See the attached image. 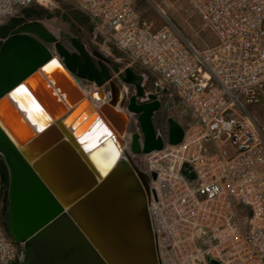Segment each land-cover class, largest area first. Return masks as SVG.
I'll return each mask as SVG.
<instances>
[{"label": "built area", "instance_id": "obj_1", "mask_svg": "<svg viewBox=\"0 0 264 264\" xmlns=\"http://www.w3.org/2000/svg\"><path fill=\"white\" fill-rule=\"evenodd\" d=\"M65 2L188 112L182 141L134 155L149 181L158 264H264V0H184L215 39L199 47L164 16L155 29L137 0H0V26L22 9ZM233 160H226V146ZM137 158H139L137 160ZM21 247L0 222V264Z\"/></svg>", "mask_w": 264, "mask_h": 264}, {"label": "water", "instance_id": "obj_2", "mask_svg": "<svg viewBox=\"0 0 264 264\" xmlns=\"http://www.w3.org/2000/svg\"><path fill=\"white\" fill-rule=\"evenodd\" d=\"M53 61L61 74L45 71ZM110 64L75 37L65 46L39 21L19 24L1 40L0 156L7 230L23 251L21 264H158L148 213L154 174L133 164L124 139L136 115L130 152L163 148L153 123L160 87L146 94L143 75ZM81 81L98 90L86 95ZM123 86L134 92L127 96ZM21 87L28 94L14 96ZM33 101L43 115L33 111L30 118ZM166 124V143H180L181 124L170 116ZM110 140L123 145V154L99 167L95 158Z\"/></svg>", "mask_w": 264, "mask_h": 264}, {"label": "rangeland", "instance_id": "obj_3", "mask_svg": "<svg viewBox=\"0 0 264 264\" xmlns=\"http://www.w3.org/2000/svg\"><path fill=\"white\" fill-rule=\"evenodd\" d=\"M29 8H32L30 13L31 15L29 17H27L22 11L14 17L23 19L24 22H41L66 46L69 45L70 37L77 38L83 43L89 52L97 51L104 54L105 57L111 61L110 67L114 68L118 65L119 72H122L124 68L129 67L137 74L143 75L144 80L142 85L146 94L155 93V89L158 85L154 79L148 73L138 69L137 67L130 66L122 54L111 44L107 43L94 30L90 20L82 12L76 10L65 2L59 1H55L47 7L32 5L24 9ZM135 9L142 18L151 22L153 28L155 29L159 28L163 23L164 16L161 14L160 10L163 11L164 15L175 22L182 30L183 34L199 47L213 45L216 42L214 36L209 31L202 28L200 20L190 10L184 0H137L135 3ZM14 25L9 26L10 28L7 32L14 27ZM113 77L117 78V74L113 73ZM123 89L127 96H130L134 92V89L131 86H123ZM157 99L161 103V108L154 114L153 118L156 130L166 134V118L169 116L173 117L181 125H184L188 121V112L181 106L173 95L169 94L168 91L160 87ZM127 132L129 137L133 133H139L136 115H130ZM226 150L227 157H233L232 148L229 145L226 146ZM138 159L139 158H137V160ZM3 192L4 188L0 184V216L2 220L6 221L7 210H5L6 204L2 198Z\"/></svg>", "mask_w": 264, "mask_h": 264}, {"label": "bare ground", "instance_id": "obj_4", "mask_svg": "<svg viewBox=\"0 0 264 264\" xmlns=\"http://www.w3.org/2000/svg\"><path fill=\"white\" fill-rule=\"evenodd\" d=\"M48 70L50 69V70H56V72H58L57 74H61L62 73V71H61V69H59L58 67H57V65H52V66H50V67H48L47 68ZM83 91H84V89H83ZM85 92V91H84ZM86 94V93H85ZM87 95V94H86ZM117 111H118V108H114V112L115 113H117ZM107 129V128H106ZM107 131H108V129H107ZM109 133H110V131H109ZM111 134V133H110ZM128 136V135H127ZM87 139V138H86ZM122 139V138H121ZM92 140H94L93 142H91ZM123 140V139H122ZM89 141H90V143H89V147H90V145H94L95 144V142H96V137L94 136V137H92L91 136V139H89ZM258 146H264V138H258ZM87 147V146H86ZM124 149V147H123V145L122 144H120V143H118L117 144V142H113L112 140H110L109 141V143H108V146H106L104 149H103V151H104V153L103 154H99V156H97L96 158H95V162L98 164V166L99 167H108V166H110V157H111V155L112 156H121L122 154H123V150ZM226 160H233V157H231V158H228L227 157V154H226ZM7 237H10V236H8L7 235ZM22 256H23V252H20L19 253V260H20V264H21V260H22Z\"/></svg>", "mask_w": 264, "mask_h": 264}, {"label": "trees", "instance_id": "obj_5", "mask_svg": "<svg viewBox=\"0 0 264 264\" xmlns=\"http://www.w3.org/2000/svg\"><path fill=\"white\" fill-rule=\"evenodd\" d=\"M23 13H25V15L27 17H29L31 14V11H32V8L30 9H23L21 10ZM10 21H13L16 25H19L21 23L24 22L23 19H20V18H16V17H12L10 18L9 20H7L5 23L7 22H10ZM5 24L1 25L0 26V38L1 39H4L6 36H7V30L10 28V27H4ZM0 184L3 186L4 188V192L2 194V198L3 200L5 201V204H6V208L5 210H7V197H6V189H7V172H6V168L2 162V160L0 159ZM2 226L5 227V230L8 232L6 226H7V222H4L2 223Z\"/></svg>", "mask_w": 264, "mask_h": 264}, {"label": "snow or ice", "instance_id": "obj_6", "mask_svg": "<svg viewBox=\"0 0 264 264\" xmlns=\"http://www.w3.org/2000/svg\"><path fill=\"white\" fill-rule=\"evenodd\" d=\"M53 65H56V61H53L52 62ZM58 66V65H57ZM48 69L46 68L45 71H47ZM27 95V91L26 89H24L23 87L19 88L16 90V93H14L13 95L16 96V95ZM27 111H29V117L32 118V112L35 111V112H39L41 115H43V112L42 110L40 109L39 105L35 104V102L33 101V108L31 110L29 109H26ZM83 143V141H82Z\"/></svg>", "mask_w": 264, "mask_h": 264}, {"label": "crops", "instance_id": "obj_7", "mask_svg": "<svg viewBox=\"0 0 264 264\" xmlns=\"http://www.w3.org/2000/svg\"><path fill=\"white\" fill-rule=\"evenodd\" d=\"M0 40H1V38H0ZM81 83H82L83 89H84V91H85V93H86L87 95H89V94H91L92 92L98 90L94 84H89V83H86V82H84V81H81ZM184 125H185V124H184ZM184 125H181V126L184 127Z\"/></svg>", "mask_w": 264, "mask_h": 264}, {"label": "flooded vegetation", "instance_id": "obj_8", "mask_svg": "<svg viewBox=\"0 0 264 264\" xmlns=\"http://www.w3.org/2000/svg\"><path fill=\"white\" fill-rule=\"evenodd\" d=\"M15 23L13 22V21H10V22H7L5 25H4V27H9V26H13ZM16 26H18V25H14V27H12L8 32H7V35L10 33V31L11 30H13ZM1 29V28H0ZM66 46V45H65ZM0 159L2 160V158H1V156H0ZM3 162V161H2ZM0 222H1V224L2 223H4V222H7V220L5 221V220H2L1 219V216H0ZM4 229H5V227H3ZM6 228H7V226H6ZM6 231V230H5ZM6 233H7V235L9 236V234H8V232L6 231Z\"/></svg>", "mask_w": 264, "mask_h": 264}]
</instances>
